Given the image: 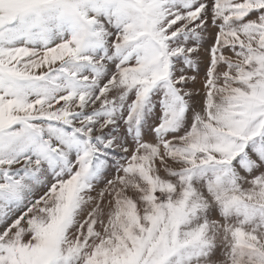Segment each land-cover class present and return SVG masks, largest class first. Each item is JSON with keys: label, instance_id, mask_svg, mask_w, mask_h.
Returning <instances> with one entry per match:
<instances>
[{"label": "snow or ice", "instance_id": "obj_1", "mask_svg": "<svg viewBox=\"0 0 264 264\" xmlns=\"http://www.w3.org/2000/svg\"><path fill=\"white\" fill-rule=\"evenodd\" d=\"M0 264H264V0H0Z\"/></svg>", "mask_w": 264, "mask_h": 264}]
</instances>
